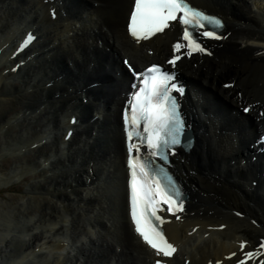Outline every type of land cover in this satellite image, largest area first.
<instances>
[{
	"label": "bare ground",
	"instance_id": "1",
	"mask_svg": "<svg viewBox=\"0 0 264 264\" xmlns=\"http://www.w3.org/2000/svg\"><path fill=\"white\" fill-rule=\"evenodd\" d=\"M4 1L6 0H0V4H2L0 22H5L3 29H0V84L10 86V81H17L25 67L31 65L36 59H44L47 65L40 82L33 77L18 86V92L26 100L24 106L17 104L18 100L16 101L15 96L0 95V118L3 114H8L0 122V132L6 126L9 127V130L12 129L14 120L18 124L22 118L21 114L28 113L31 106L38 107L45 100L51 98L55 112H59V109L55 108L57 104L62 103L59 123L63 126H59L58 130L54 127L53 131L48 130L50 132L57 131L54 133L55 137L60 134L61 149L67 146L77 152L74 144L80 134L78 127L71 126L69 121L66 123L65 119L69 120L70 117L75 116L74 114L78 112L79 108L91 112V109L96 107L97 111L94 116L97 117L93 122L90 121L93 115H85V120L92 124V126L86 127V131L89 133L88 142L93 138H95V142L98 132L102 129L105 130V139H111L115 144V146H108V151L112 152L113 149L117 155V157L114 155L109 159L104 156V161L107 160L109 169L113 167L115 171L113 176H110L112 173L109 170L107 171V177H111L107 181L113 179L117 182L120 181L117 190L119 198L114 193V198L119 204L120 214L118 215L114 204V211L103 216L107 219L106 223L100 221L99 216L97 221L108 230L115 228L114 231L109 232L112 240L117 243L111 250L112 243L102 236L93 242L92 236L97 235L101 230L94 222V226L86 225L79 232V234L81 233L78 236L79 239L71 241V246L78 243L79 240L88 243L81 245V248L86 245L85 249L89 246V250H85L88 254L83 262L94 257L99 260L101 256H108L109 259V255H113L108 264H112L113 260L121 262L122 258L130 261V264L149 263L154 258V254L133 235L127 219L125 155L119 121L121 109L117 105L118 100L114 98L111 91L105 89L109 88V84L103 85L108 82H117V78L104 67V63L109 61L110 57L104 48L108 47L110 53L128 54L131 56V60L138 65L147 60L152 61L154 58L160 60L162 55L170 54V44L178 36L177 28L173 27L164 31L162 35L147 42L156 53L148 56L145 52L146 46L149 49L147 43L136 47L126 35V21L123 19L125 15L128 18L133 0H75L77 4L73 7L66 4L67 0H48L49 2L35 0L36 5L34 0H9L10 3ZM190 1L208 12H214L221 16L226 27L219 42H205L211 50V57L192 56L189 60H181L177 67L185 76L189 86V98L185 101L193 133V146L189 152L179 153L176 156L178 160L174 165L175 173L188 197L183 212L179 215L180 219H171L165 225L170 240L179 249L177 254L168 261V264H179V260L182 264L185 262L187 264H217V262L237 264L238 260L243 258V253L239 248L241 242L246 243L244 252L264 251V249H260V243L264 241V181H261L257 176L258 173L260 176V172L264 173V157L255 163L246 161L247 166L239 165V161L243 157L238 160L239 154L254 151L249 149L253 143L250 140L251 138L252 140L257 139L258 134L264 130V116L261 115L264 113V0ZM51 9H55L56 15L59 14L58 17L49 18L47 13ZM102 13H104L103 17ZM28 29L35 31L31 41L34 45L32 44L33 47L27 53L13 59L15 43ZM84 35H87L91 41L87 40L84 44L79 43L77 39L83 38ZM95 40L102 41L104 47L100 48ZM45 41L48 42L47 47L43 45ZM56 54L60 55L55 56ZM176 54L181 56V53ZM65 56L69 57L77 70L80 67L79 64H82L83 68L86 66L84 64H87L86 72L72 73L66 60L63 59ZM150 58L153 59L149 60ZM51 60L52 62L48 66V62ZM21 61L25 62L24 66L14 73L13 66ZM58 63L59 67H56ZM111 63L122 77L123 70L113 55H111ZM68 72L71 76H68ZM98 79L103 85L102 88L92 89L88 93L81 90L87 91L86 85L93 82L98 83ZM49 83L50 86L47 85ZM227 84H230V88H225ZM22 86L23 88H21ZM30 88L33 90L28 92ZM119 89L123 91L124 87H119ZM82 98L86 101H82ZM85 103L86 105H84ZM243 104L251 106V112L247 116L239 115V106ZM116 105L119 107L118 115ZM38 110L31 111L36 113ZM46 113V111L41 112L39 115ZM232 113H236L235 116L239 115L238 118H234ZM259 113L260 115H257ZM30 118L24 117V121L20 123L25 124ZM68 128H73L74 133L70 136L69 141L65 142L63 137ZM42 132L40 131L32 138H21L18 142L6 139L4 136L6 141L0 142V155L11 151L12 154L9 155L15 159L16 165L10 171L0 173L1 188L8 187L12 182L27 175L30 170L38 172L35 176L49 171L48 167L53 163L47 155H40L37 157L38 160L32 161L30 164L22 159L28 154H38L39 150L45 149L47 138ZM84 135L86 136L87 132ZM33 145H36V148L33 149ZM24 149L27 150L25 154H23ZM86 153L81 148L74 154L75 158L81 160V166L78 164L81 167L80 176L76 172L70 171L68 180L57 182L52 179L47 186L43 185L42 190H46L43 193V198L47 201L43 200L45 203L43 209L39 211L38 221H33L31 214L34 209L31 205L25 210L20 208V215H17V218L22 221L23 227H28V230L23 234L21 248L14 255H11L9 251L12 244V249L15 246L16 237H20V234L16 233L18 226L16 229L13 227L15 220L10 221L6 211L5 213L0 212V252L3 254L8 252L5 259L0 257V264H67L68 260L63 255L68 246L66 242L70 241L69 237L73 238V235L67 236L66 220L56 227L55 221L60 218L61 209L57 207L56 203L53 204L47 196L53 194L52 197H63V199L69 200L67 197L69 192L65 193L66 189L71 188L70 192L73 194L78 190L75 187L94 184L97 174L93 166H96L99 161L94 153L89 158L86 157ZM45 161H49L50 164L46 168H42ZM232 161H234L233 164H231ZM5 162L9 166L11 160H5ZM105 169L102 167L101 173ZM82 174L87 178L83 179ZM252 181H258L260 186L248 185V182ZM99 185L101 186L100 183ZM108 188L109 186L103 189L101 194H106ZM35 190L41 189L35 186ZM83 193L84 196H82ZM32 194L33 199L36 200L37 193ZM79 201L83 202L84 206L91 202L99 204L98 198L90 189L80 191ZM104 204L106 202H103L101 207L106 213L110 208L105 209ZM22 205L25 204L22 203ZM35 212L38 213V211ZM4 218H8L5 221V223L8 221L7 230H2ZM95 226L98 228L95 229ZM221 226L223 227L221 228ZM42 227L45 229L42 230ZM49 227L54 230L50 239L42 233ZM86 227L87 229H85ZM120 227L122 234L117 237L116 232ZM194 229L195 231H193ZM37 231L39 233H35ZM86 236L89 237L88 240ZM92 244H96L98 248L95 247V250ZM97 249H103L102 252L105 255H99ZM231 253H236L235 257L226 259ZM78 254L84 258L80 248ZM261 260H264V255L249 260L248 264H259ZM77 262L78 259H75L73 264H78L79 262Z\"/></svg>",
	"mask_w": 264,
	"mask_h": 264
},
{
	"label": "snow or ice",
	"instance_id": "2",
	"mask_svg": "<svg viewBox=\"0 0 264 264\" xmlns=\"http://www.w3.org/2000/svg\"><path fill=\"white\" fill-rule=\"evenodd\" d=\"M173 22L181 26L182 32L180 42L173 45L174 53L186 50L183 54L188 57L195 53L210 54L197 36L213 40L222 38L216 32L223 27L221 20L196 9L187 0H134L127 32L136 42H140L164 32ZM32 39L29 34L20 50L27 47ZM180 59L181 56L176 54L168 63L175 66ZM132 74L135 77L131 84L133 91L123 113L130 177V219L138 238L157 257L171 258L177 249L168 242L160 228L165 220L158 213L167 212L179 220L177 213L183 211L182 193L165 167L157 161L167 164L168 152L181 144L185 125L179 102L173 93L183 95V89L173 83V73L155 65L142 73L133 70ZM249 110L244 109L245 112ZM261 115L264 116V113ZM260 142L264 143V137ZM142 148L147 151L142 152ZM245 247L246 243L241 242L239 248L243 258L238 260V264H248L249 260L264 255V251L260 250L244 252ZM260 249H264V241H261ZM235 255L232 253V256ZM155 264H162V260H156ZM259 264H264V260Z\"/></svg>",
	"mask_w": 264,
	"mask_h": 264
},
{
	"label": "rangeland",
	"instance_id": "3",
	"mask_svg": "<svg viewBox=\"0 0 264 264\" xmlns=\"http://www.w3.org/2000/svg\"><path fill=\"white\" fill-rule=\"evenodd\" d=\"M8 2H10V1H8ZM67 3L71 7H73L77 4L75 0H68ZM0 5H2V4H0ZM0 29H3V27H0ZM43 45H44V47L47 46L48 42L45 41V43ZM59 55L60 54H58V56ZM51 62H52V60L49 61V63H51ZM38 65L40 66L39 70L42 71L43 69H46L47 64H46V61L40 60L38 64L37 63L33 64V67H34L33 70H35V68ZM58 65H59V63L57 64L56 67H59ZM28 67L29 66H27L26 68H28ZM80 70H82V69H80ZM77 71H79V70H77ZM22 73H23V71H22ZM31 73H32V69L26 70L22 74V76H20L18 78L16 83L13 81H10V83H9V84H11L10 86L0 84V95L8 94L11 97L15 96L14 98L16 99V101L18 100L17 104L20 106H24L26 100H25V98H23L20 95L17 88H18V86L23 85L21 83L24 80H26V81L29 80V78L31 77V75H30ZM38 80L40 82L41 79H38ZM21 88H23V86ZM22 98H23V100H22ZM52 105H53V102L51 101V98H48L47 100H45V102L42 105H40L38 107L31 106L30 110H32V111H36L38 109H40V110H38L36 113H33L31 111V113L28 116V118H30V117L31 118L28 119L25 124L20 123V122L24 121V117H25L24 116L20 119V122H18V124H17V122L12 121V123H14L12 129L9 130L7 127H5L3 129V131L0 132V142L1 143L4 142V140H5L4 136L6 137V139H12L13 141L15 140V142H18L21 138H25V139L32 138V137L38 135V133L40 131L41 132L43 131L42 133H44L46 135L47 140H51V139L53 140L52 143L46 144L44 146L45 149L39 150L38 152H40V153H38V154L31 153V154H28V155L22 157V159H24L27 162V164H30L32 161H36L37 157H39L40 155H50L51 161L53 164L49 166V171H46L43 174L39 173L40 175L35 176L38 172L30 170V172L27 175L21 177L20 179H18V181L12 182L10 185H8V187H6V188L0 187V207L2 206L0 209V212L5 213V211H6L7 212L6 214H8V216H9L8 217L9 220L10 221L15 220V222H13V223H15V224H13V227H15V229H16V226H18L16 233L20 234L19 238L16 237V243H15V246L13 247V249H12L13 244L11 245L9 253L11 255H14V253L16 251H19L18 249L21 248V246L23 244V241H22L23 240V234L26 232V230H28V227H23L22 221L19 218H17V215H20V213H19L20 208L22 210H25L31 205L32 209H34V212L31 214L33 216V219L35 220V221L34 220L33 221L34 222L38 221L39 220V213H40L39 211H41L43 209V206L45 203L43 200H46L45 198H43L44 197L43 193H45V191H46L45 189L42 190L43 185L47 186L48 183L52 179H54L57 182L68 180V178H70V171L76 172L77 175L80 176L81 175V167H80L81 166V160L75 158L74 154L79 152L82 148L83 150H85L87 152L86 157L89 158V156H91L94 153L96 155V157L98 158V161H99L98 164L96 166H93V168L96 170L97 180L94 182V184L81 185L79 187H75V188H78V190L76 193H73V194H72V192H70L71 188L66 189L65 193L69 192V194L67 196L69 198V200L67 198L63 199V197H61V198L52 197L53 194H48L47 197L49 200H51L53 202V204L56 203L57 207L61 209V213L59 215L60 218L56 219V221H55V225H57L56 227H59L61 224H63V221L66 220L67 223L65 225L67 227H65V229H66V232L68 234L67 236H71V234L73 235V238L69 237L70 238V241H69L70 244L65 249L64 255H63V257L68 260L67 264H73V261H75V259H78V262L80 264H89V263L90 264H107L108 263V256L107 257L101 256L100 257L101 259L99 258V260H96L94 257L91 260H87L86 262H83V260H86V256L88 254L87 251L89 250V246H87L85 249L86 245L83 246L82 248H81V245L82 244H88V243L87 242L83 243L79 240L78 243H75V244H73V246H71V241H74L78 238V236L81 234V233L79 234V232H81V230L86 225L92 227V226H94V222H96L98 224V227H100L101 230H99V233L97 235H93V236L91 235L93 238V242H94V240H96L100 236H102V238L107 237V239H109L110 242L112 243L111 250L113 249V246L117 243V242L113 243V241L109 238V237H111V234L109 231H114L115 228L108 230L107 228H105L103 226V224H101L97 221V217L99 216L101 218L100 221H104V223H106L107 219L103 216H107V215H109L108 212L114 211L113 210L114 204H115L114 208L118 212V215L120 214L119 204L117 203V201L114 198L115 194H117V197L119 198V193L117 192L119 181L117 182V180L113 179L112 181H109L107 183V176L105 174V171L103 173H101V168L104 167V163L106 162V161H104V156L107 157V159H109L110 157H108L107 155H111V156L116 155L115 154L116 152L114 153L113 149H112V152L108 151V146H115V144H114V142L112 143L111 139H105V130L102 129L101 132H98V134H97V136H98L97 141L98 142H95L94 144H92V146L87 145V148H86L85 147L86 144H84L85 143L84 141H87L88 137H89V133H88V131H86V127L92 126V124L88 123V121H86L83 116L85 114H89L90 112L85 110V109L79 108V112H77V115L79 116V120L81 123L80 124L81 126L79 128V131L80 130L81 131H80V135H78V138L75 139V144H74V147L76 148L77 152H74L72 150V148H67V149L65 148L63 150L61 149L62 150L61 151L58 148V146H60V143L58 145V141L60 140L59 136H57L56 139H54L52 132H50L48 129L53 131V127L56 129L59 127L58 121H59L60 117H57V115L61 111L62 103H58L57 106L55 107V108L59 109V112H55L54 107H52ZM45 111L47 112L46 114L39 115V113L45 112ZM7 116H8L7 113L3 114V116L1 117L2 119L0 118V122L3 121ZM86 132H87V135H86L87 137L84 135V133H86ZM26 137H28V138H26ZM109 143H110V145H108ZM89 146H91V147L89 148ZM98 150H99V152H98ZM8 154H12V152L8 151L7 154L0 155V173L8 172L12 169V167L15 168V165H16L15 159L12 158V156H10ZM116 157H117V155H116ZM5 160H11V163L9 166L6 165ZM106 164H107V162H106ZM112 169L114 170L113 167H112ZM105 170H107V168ZM82 178L83 179L87 178V176L82 174ZM104 182H105V184H104L105 186L102 185ZM99 183L101 184V186L99 185ZM35 186H38L41 190H35ZM108 186H109L108 192L106 194L102 195L101 194L102 190ZM83 189H90L91 191H93L94 196H96L98 198L99 204L96 205L98 202L97 203L91 202V203H88L86 206H84V203L83 202L81 203L79 201L80 191H82ZM34 190H35V192H34ZM32 193H37L36 195H38V196H37L36 200L33 199ZM54 196H57V195H54ZM82 196H84V193L82 194ZM73 198H75V199L73 200ZM103 202H106V204H104L105 209H107L108 207L110 208V210L106 211V213H104V211L101 207V204H103ZM22 203H24L25 205H22ZM79 203H81V204H79ZM24 206H25V208H24ZM62 206H64V207H62ZM35 211H38V213H36ZM47 212H49V211H47ZM8 218H4L5 220L2 223V230H7L8 221L6 223H5V221ZM120 225H121V223L119 224V226ZM108 226H109V224L107 223V227ZM98 227L95 226L94 228L97 229ZM0 228H1V226H0ZM51 228L52 227H49L48 230H45L46 232L45 231L42 232L44 234V236L48 237L49 239L51 238V236H53V232H54V230ZM43 229H45V228L42 227V230ZM85 229H87V227ZM35 233H39V231H37ZM121 234H122V231H121V227H120V228H118V230L116 232V236L117 237L121 236ZM88 238L86 236L87 240H88ZM92 247L96 250L95 247H97V246H96V244L95 245L92 244ZM79 248H80V251L83 252L84 258H81L79 256V254H78ZM11 249H12V251H11ZM85 250H87V251H85ZM97 251L100 253L99 255H103V254L105 255V253L102 252L103 249H97ZM7 254H8V252L4 253V254L0 252V257L2 259H5L7 257ZM104 257H105V259H103ZM122 259H123V261L119 262V264H130L131 263L130 261H128L125 258H122ZM124 262H126V263H124Z\"/></svg>",
	"mask_w": 264,
	"mask_h": 264
}]
</instances>
